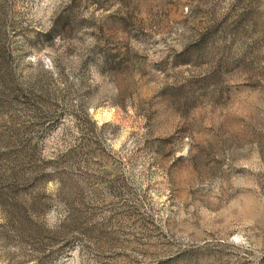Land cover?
<instances>
[{
  "label": "rangeland",
  "instance_id": "rangeland-1",
  "mask_svg": "<svg viewBox=\"0 0 264 264\" xmlns=\"http://www.w3.org/2000/svg\"><path fill=\"white\" fill-rule=\"evenodd\" d=\"M0 264H264V0H0Z\"/></svg>",
  "mask_w": 264,
  "mask_h": 264
}]
</instances>
